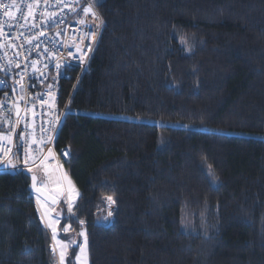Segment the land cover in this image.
<instances>
[{"label": "trees", "instance_id": "1", "mask_svg": "<svg viewBox=\"0 0 264 264\" xmlns=\"http://www.w3.org/2000/svg\"><path fill=\"white\" fill-rule=\"evenodd\" d=\"M95 6L97 47L61 93L80 191L63 223L90 264H264V0ZM30 186L0 171V264H55Z\"/></svg>", "mask_w": 264, "mask_h": 264}, {"label": "built area", "instance_id": "2", "mask_svg": "<svg viewBox=\"0 0 264 264\" xmlns=\"http://www.w3.org/2000/svg\"><path fill=\"white\" fill-rule=\"evenodd\" d=\"M18 3L21 5L17 6ZM88 3L89 0H16L15 5H12L10 0H0V25L4 26L0 32V65H5L8 69L7 74L4 69H0V80L7 82L6 85L0 86V100L5 104L0 115L7 117L17 135L23 132L26 146L31 145L33 135L44 141L31 145V156L35 157V164L31 163V159L29 165H24L22 159L15 160V163L17 169H23L24 172H27L29 166L32 167V172L42 169L52 184L61 182V175L66 170L63 166L72 156L70 147L56 146L65 116L70 112V98L65 104L61 101L63 85L65 81L73 82L74 92L90 64L102 33V25L98 30L96 28L99 21L90 13L85 16L82 11ZM95 11L101 16L96 6ZM5 12H12L13 15L5 17ZM53 13L54 16L51 15ZM80 19H84L85 23H78ZM89 29L97 31L93 41L85 37ZM41 32L43 35H40ZM88 44H91L90 51L86 47ZM69 52L72 53L71 56L68 55ZM8 60L19 62L20 67L9 65ZM57 64L60 65L59 69L56 68ZM19 72L23 75L15 77L20 81L19 85H16L12 77ZM13 86L16 87L15 92L12 91ZM21 87L23 93L20 91ZM18 100L21 119L19 124H16L12 105L17 104ZM24 113H28L26 119ZM25 123L28 125L27 129L23 127ZM9 126V123H4L0 126V131L7 132ZM20 143L19 139H14L13 152L16 151L15 145ZM0 146L9 147L6 140L0 141ZM49 149L53 153L52 156H49ZM64 151H68L70 155L63 156ZM44 157L48 159L43 160ZM45 164L50 166V175L44 170ZM0 171L23 172L7 167V159L2 157Z\"/></svg>", "mask_w": 264, "mask_h": 264}, {"label": "snow or ice", "instance_id": "3", "mask_svg": "<svg viewBox=\"0 0 264 264\" xmlns=\"http://www.w3.org/2000/svg\"><path fill=\"white\" fill-rule=\"evenodd\" d=\"M10 3L12 5H15L16 0H10ZM96 4H101V0H89L87 7L83 8L82 11H83L85 16H87L90 13L93 18H95L96 20L99 21V23L96 25V28L98 30L99 27L101 25H103L104 21H103V18L99 15V13L97 11H95V5ZM3 15L5 17H11L13 15V13L12 12H5ZM29 15H31V12H29ZM51 15L54 16V13ZM78 23L84 24L85 20L80 19L78 21ZM7 26L12 27V25H7ZM3 27L4 26L0 25V32L3 31ZM33 27H34V25H33ZM40 35H43V32H41ZM57 35H59V33ZM96 35H97V31H92L91 29H89V31L85 33V37L89 41L95 40ZM29 42H31V41H29ZM36 47H39V45H36ZM86 47L88 48L89 51L91 50V44L86 45ZM45 52H47V49H45ZM68 55L71 56L72 53L69 52ZM8 64L12 65L15 68L20 67L19 62H16L15 60H8ZM33 67H35V62H33ZM56 68L59 69L60 65L57 64ZM0 69H4L6 74H7L8 69L5 65H0ZM22 75H23V73L19 72V73H15V75L12 77L15 80L16 85H19L20 81L16 80L15 77L16 76H22ZM6 84H7V82L5 80H0V86H4ZM49 87H51V86H49ZM12 91L13 92L16 91L15 86L12 87ZM20 91H21V93H23L22 87H21ZM32 106H33V108L35 107L34 104ZM4 107H5L4 101L0 100V111H2L4 109ZM12 109L14 110V115L16 116V124H19L20 119H21L20 108L18 107V105L16 103H14L12 105ZM34 115H35V113H33V116ZM27 116H28V113H24L25 119L27 118ZM57 122H59L58 117H57ZM4 123H9L10 126H9V129L7 132L0 131V141L6 140L9 147L5 148V147L0 146V157L7 159V167H10V168L17 170V171H23V169H17V165L15 163V160L22 159L24 165H29L30 159H31V163L35 164V162H36L35 157L31 156V152H32L31 145L41 144V143H44V141L38 140L36 138V136L33 135L31 137V145L26 146L24 143L25 137L23 135V132H21L17 135L14 132V126L11 125V122L8 121L7 117L0 115V126H2ZM23 127L25 129H27L28 125L25 123ZM49 131H52V129H49ZM14 139H19L21 141L20 144L15 145V148H16L15 152H13V148H12V146L14 145ZM45 139H47V138H45ZM52 155H53V153L49 149V156H52ZM62 155L65 157H68L70 155V153L68 151H64L62 153ZM46 159H48V157L43 158V160H46ZM43 160H41V164H43ZM43 167H44L45 172L48 173V175H50V172H48V169L50 166L45 164V165H43ZM209 167H211V166H209ZM27 171L29 173H31L32 167L29 166L27 168ZM31 181H32V188L35 189V192L39 194L36 196V201H37L38 205H40V207L44 208V211L41 214L40 219L42 221H45V217H48V219L45 221V225L47 228L51 229V238H52L53 243L50 245V249H51V252L53 254L58 253V264H74V262H78V264H87V244H88L87 233L84 231H81L79 233V235L83 237V242L78 244L79 254H76L74 256V261L68 259L69 255L71 254L70 249L72 248L73 244L76 242H74V241H67L66 242L65 240L58 238V225H59L60 221H59V219L52 218L50 216V210L47 207H44V203L42 200V198L47 196V194L49 193V189L44 185V183L42 181L38 182L37 176L34 174L31 176ZM78 196H79V192L75 189V187L69 181L68 187H67V197H66L68 213H70V214L72 213L73 207L75 206L74 202ZM48 198H50L53 202H55V200H56V196H50ZM105 200L109 205L116 203V200L111 195L107 196L105 198ZM38 211H39V208H38ZM112 214H113L112 211H109L107 216L104 217V219L111 217ZM78 222L81 225H83L85 223L83 220H78ZM184 227L187 228L188 226L184 225ZM69 230H70V225L63 228L64 232H68ZM206 235H207V233H206Z\"/></svg>", "mask_w": 264, "mask_h": 264}, {"label": "rangeland", "instance_id": "4", "mask_svg": "<svg viewBox=\"0 0 264 264\" xmlns=\"http://www.w3.org/2000/svg\"><path fill=\"white\" fill-rule=\"evenodd\" d=\"M34 173H36L39 177V182L42 181L44 183V185L49 189V193H51L53 196H56L59 199V204L54 206L50 203H48L47 201H45L43 198V203H44V207H47L50 210V216L52 218H56L59 219L60 223L58 225V238L67 241H74L76 243L73 244L72 248L70 249V255L68 257V259L73 260L74 261V256L76 254H79V247L78 244L83 242V237L79 235V233L81 231L85 232V229L80 228L79 230L74 229L71 220H67L66 222L63 223L64 221V217H72L74 215V207H73V211L72 213H68L67 211V203H66V197H67V187H68V183L69 181L71 182V184L75 187V189L79 192V196L76 198L74 204L76 205L79 197H80V191L78 189V187L76 186V184L73 182V180L70 178V176L66 173L61 175V182L58 184H52L47 176L43 173L42 169H36L34 171ZM59 189V190H58ZM36 194H34V198L36 201ZM36 204L39 208V212H40V216L44 211L43 207H40V205H38L37 201ZM112 211V206H110L109 204L107 205V207L104 209V211L100 214V216L98 217V223L100 224H111L112 220H113V215L111 217H108L107 219H104V217L107 216L108 212ZM48 219V217H45V221ZM45 221H43L44 225H45ZM70 225V230L68 232H64L63 228ZM46 227V225H45ZM47 228V227H46ZM50 236H51V229L47 228ZM52 240V238H51ZM53 243V241H52ZM54 258H55V264H58V253L54 254ZM74 264H78V262H74ZM87 264H90V256H89V248H88V244H87Z\"/></svg>", "mask_w": 264, "mask_h": 264}, {"label": "water", "instance_id": "5", "mask_svg": "<svg viewBox=\"0 0 264 264\" xmlns=\"http://www.w3.org/2000/svg\"><path fill=\"white\" fill-rule=\"evenodd\" d=\"M17 105H18V107L20 108L19 100L17 101ZM26 173L30 176V178H31V176H32L33 174L36 175V176H37V179H38V182H39V177H38V175H37L36 173H34V172L29 173L28 171H27ZM30 189H31V191H32L33 194L39 195L38 193L35 192V189L32 188V181H31ZM50 196H53V195H52L51 193H48L47 196L43 197V199H44L45 201H47L48 203L54 205V206L58 205V204H59V199L56 197L55 202H53L50 198H48V197H50Z\"/></svg>", "mask_w": 264, "mask_h": 264}, {"label": "bare ground", "instance_id": "6", "mask_svg": "<svg viewBox=\"0 0 264 264\" xmlns=\"http://www.w3.org/2000/svg\"><path fill=\"white\" fill-rule=\"evenodd\" d=\"M21 5V3H18L17 4V6H20ZM101 14V13H100ZM102 16V15H101ZM102 30H103V25H102ZM0 74H2V72L0 71ZM84 74V73H83ZM83 76V75H82ZM82 78V77H81ZM81 80V79H80ZM80 82V81H79ZM73 83V82H72ZM74 84V83H73ZM78 85V84H77ZM68 162V161H67ZM67 162H65V163H67ZM63 166V165H62ZM64 168H65V164H64V166H63ZM65 173V172H64ZM63 173V174H64ZM33 194V193H32ZM34 195V194H33Z\"/></svg>", "mask_w": 264, "mask_h": 264}, {"label": "crops", "instance_id": "7", "mask_svg": "<svg viewBox=\"0 0 264 264\" xmlns=\"http://www.w3.org/2000/svg\"><path fill=\"white\" fill-rule=\"evenodd\" d=\"M37 210H38V206H37ZM38 213H39V216H40V212L38 211ZM43 222V221H42ZM44 224V223H43Z\"/></svg>", "mask_w": 264, "mask_h": 264}]
</instances>
